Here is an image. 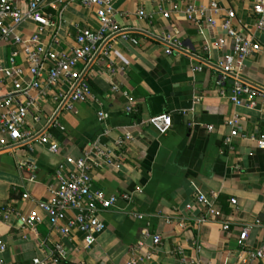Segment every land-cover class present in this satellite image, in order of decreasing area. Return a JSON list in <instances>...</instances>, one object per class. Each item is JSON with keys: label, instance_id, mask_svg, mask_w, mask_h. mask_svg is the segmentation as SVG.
Returning <instances> with one entry per match:
<instances>
[{"label": "crops", "instance_id": "1", "mask_svg": "<svg viewBox=\"0 0 264 264\" xmlns=\"http://www.w3.org/2000/svg\"><path fill=\"white\" fill-rule=\"evenodd\" d=\"M190 4L208 9L199 25L187 18ZM114 7L116 23L138 42L117 34L108 40L107 54H98L89 64L79 63L94 99L77 103L73 110L59 108L58 96L67 91L62 81L44 92L33 89L27 96L36 103L27 115L28 124L51 135L59 151L51 152L36 140L0 149V238L6 245L0 264H33L35 258L50 254L55 243L68 251L61 264H131L145 229L162 241L154 246L151 238L145 239L139 254L151 251L153 258L136 264H241L243 250L264 245V149L248 137H237L234 151H229L224 145L231 131L226 122L237 115L245 135L264 137V100L255 95L250 97L254 105H235L230 98L235 77L225 74L221 64L228 57L237 59L235 42L225 27L229 11H234L231 26L262 46L243 62L240 79L264 92V32L257 28L253 0H115ZM44 9L57 28L46 31L43 40L59 52H71L82 29L99 26L95 8L80 0H45ZM140 10L146 16H140ZM18 31L26 37L37 31V25L25 20ZM167 35L180 43L172 45L171 53ZM14 50L19 51L24 81L31 82L22 47L1 38L0 65L10 64ZM12 88L0 73V98ZM128 107L133 110L128 112ZM100 110L108 115L104 121L99 120ZM159 114L172 116L166 134L146 124ZM126 131L133 139L123 149L121 167L103 166L94 172L93 191L119 198L114 207L101 212L106 228L94 246L84 250L82 234L73 230L62 235L40 203L51 201L50 187L57 185L60 169L68 174L72 161L94 144L118 151L115 141ZM197 189L206 195L217 193L221 210V216H208L201 225L195 220L207 213L196 200ZM25 193L30 198L25 199ZM125 193L128 199L122 197ZM9 206L14 212L5 220ZM34 208L43 222L37 234L24 238L22 217ZM134 213L144 219H136ZM179 216L187 219L186 227L180 226ZM226 221L229 230L223 229ZM247 226L249 236L243 240ZM249 264H264V258Z\"/></svg>", "mask_w": 264, "mask_h": 264}, {"label": "built area", "instance_id": "2", "mask_svg": "<svg viewBox=\"0 0 264 264\" xmlns=\"http://www.w3.org/2000/svg\"><path fill=\"white\" fill-rule=\"evenodd\" d=\"M88 8H95V14L99 20V26L96 29H82L76 39V45L71 52H59L52 47L47 46L43 40V34L50 29L57 28V22L53 16L45 11V0H20L26 6L24 10L16 0H0V38L2 41L22 47L26 54V60L29 63V72L31 82H25L21 66L17 63L19 51H12L10 64L0 65V73L4 79L9 80L13 88L5 96L0 98V149L14 144L36 140L39 144L47 146L51 152L57 153L60 149L58 142L46 132L35 131L27 121V115L32 108H36L33 99L28 98L33 89L44 92L62 81L66 84L67 91L59 94V108L73 110L79 102H87L94 99L90 84L84 77V71L79 69V63L89 64L98 54H107V42L117 34L124 38H129L137 43L136 38L127 35L122 27L115 20V0H80ZM212 9L217 10V4H212ZM207 7L190 4L186 9L187 18L190 22L199 25L203 18H206ZM253 13L257 16V28L264 32V0H253ZM140 16H146L145 11L140 10ZM170 13L165 12L164 16L169 17ZM229 20L225 27L228 34L234 40V50L236 62L232 57H228L225 64H221L225 74H231L235 77V82L231 90L230 98L235 105L248 103L250 106L255 102L250 99L255 95H261L264 100V92L259 91L249 85L244 84L240 79V70L243 62L255 53L261 52L262 46L259 41L250 38L242 29H236L231 26V21L235 19L234 11H229ZM25 20H31L37 25V31L26 37L18 31V26ZM215 24V21L212 20ZM165 41L169 44L167 52H172V45L180 43L170 35H167ZM46 65L48 68H46ZM45 78V83L43 80ZM223 79L218 81L222 87ZM44 85V87H43ZM225 94L224 90L221 91ZM20 97H24L25 100ZM249 98V99H246ZM131 112L132 107L127 108ZM186 111H184L185 113ZM100 121L107 119L105 111L98 112ZM39 117L36 116L35 120ZM227 125L231 131L224 139L225 148L234 151V139L237 137H248L256 141L259 148L264 149V137L256 135L247 136L242 132L240 119L234 115L227 120ZM146 124L154 128L160 134H166L172 128V116L170 114H159L149 118ZM212 131L213 126H208ZM133 139V134L126 131L116 141L118 151H114L99 144H94L83 157L72 161L74 168L68 173L63 174L61 169L58 171L57 185L50 187L52 199L47 203H40V209L49 217L50 224L56 228L62 235H70L73 230H77L83 237V249L89 250L97 242L98 236L105 230L106 224L101 218V212L111 209L115 206L118 196L107 197L102 191H93L94 172L103 166L121 167L123 160V149ZM239 167V166H238ZM63 168V166L61 167ZM129 198L127 193L122 196ZM24 198H30L28 193ZM218 194L212 192L206 195L197 189L196 200L206 208L207 215L201 216L195 220L196 224L201 225L207 221L208 216L219 217L221 210L217 204ZM233 205L237 204L236 199H232ZM13 208L9 206L3 214L4 219H9L13 213ZM136 219H144L141 213H134ZM71 215V216H70ZM180 220V226L186 227L188 221L186 218L177 217ZM23 220V237L28 238L30 234H37V227L43 222V216L38 208L29 211ZM167 219V223H171ZM223 229L229 230L230 225L226 221L223 223ZM249 236V227L242 231V239L246 240ZM151 238L154 246L161 244L162 238L159 234H151L148 230L143 232V241L139 242L134 249L135 257L131 264L142 261L144 258L151 260L153 253L147 252L144 256L139 252L143 251L145 239ZM6 249L3 239L0 238V263L1 256ZM264 258V245L257 249H246L240 254L241 264H249L257 259ZM68 259V251L61 243H55L50 254L43 258H35L33 264H61Z\"/></svg>", "mask_w": 264, "mask_h": 264}]
</instances>
